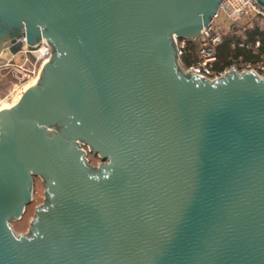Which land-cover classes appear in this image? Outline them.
Returning <instances> with one entry per match:
<instances>
[{
	"label": "water",
	"instance_id": "obj_1",
	"mask_svg": "<svg viewBox=\"0 0 264 264\" xmlns=\"http://www.w3.org/2000/svg\"><path fill=\"white\" fill-rule=\"evenodd\" d=\"M222 1L0 0V68L52 46L0 113V264H264V79L179 59Z\"/></svg>",
	"mask_w": 264,
	"mask_h": 264
},
{
	"label": "built area",
	"instance_id": "obj_2",
	"mask_svg": "<svg viewBox=\"0 0 264 264\" xmlns=\"http://www.w3.org/2000/svg\"><path fill=\"white\" fill-rule=\"evenodd\" d=\"M255 20L264 22V10L256 0H223L211 24L197 39L198 61L190 68H185L181 61V50L185 44H181L180 40H177L179 59L184 70L210 82L223 79L232 71H237L239 74L253 73L264 79V59L251 62L240 58L230 67L218 70L214 68V64L217 62V48L222 43L223 37L237 29L243 21ZM22 42L24 43L22 50L12 59L21 56V62L17 63L16 67L20 76V87L26 88L39 80L44 66L52 58V46L44 39H41L34 47H29L24 39ZM236 47L245 48L258 54L260 42L257 41L251 45L243 39L235 40L231 43V48L235 49Z\"/></svg>",
	"mask_w": 264,
	"mask_h": 264
},
{
	"label": "rangeland",
	"instance_id": "obj_3",
	"mask_svg": "<svg viewBox=\"0 0 264 264\" xmlns=\"http://www.w3.org/2000/svg\"><path fill=\"white\" fill-rule=\"evenodd\" d=\"M254 21H243L241 26L242 28H251L254 25ZM20 57L15 59H10L11 61L8 66L0 68V110L6 106L12 105L15 102L16 97L23 92L25 89L30 87L21 88L19 81V73L17 72L16 64L20 63ZM37 83V82H36ZM34 83L33 85H35ZM31 85V86H33ZM2 111V110H1ZM60 130H57L55 127L49 128V134L55 133L59 134ZM88 152L87 148H84ZM89 164L98 168L102 165L103 162L101 159L93 154L88 155ZM45 186L44 182L40 177L34 179V188L32 202L29 206L26 207L25 213L20 220H12L10 226L14 234L18 237H29L31 236V226L32 222L35 219V213L38 207L42 206L45 203Z\"/></svg>",
	"mask_w": 264,
	"mask_h": 264
},
{
	"label": "trees",
	"instance_id": "obj_4",
	"mask_svg": "<svg viewBox=\"0 0 264 264\" xmlns=\"http://www.w3.org/2000/svg\"><path fill=\"white\" fill-rule=\"evenodd\" d=\"M251 28L237 29L223 37L222 43L217 48V62L214 64L215 69H224L230 67L238 59L244 61L256 62L264 59V22L255 20ZM243 39L246 43L254 45L257 41L260 42L258 54L245 48H231V43L235 40ZM185 46L181 50V61L185 68H190L198 61V40H180Z\"/></svg>",
	"mask_w": 264,
	"mask_h": 264
},
{
	"label": "bare ground",
	"instance_id": "obj_5",
	"mask_svg": "<svg viewBox=\"0 0 264 264\" xmlns=\"http://www.w3.org/2000/svg\"><path fill=\"white\" fill-rule=\"evenodd\" d=\"M34 83H36V82H34ZM33 83V84H34ZM33 84H31V85H33ZM29 86L30 88L32 87V86ZM34 86V85H33ZM29 88V89H30ZM29 89H25L23 92H21L17 97H16V99H15V102L12 104V105H9V106H6V107H4V108H2L1 110L2 111H5V110H12V108H14L19 102H20V100H21V98H22V96L24 95V93L27 91V90H29ZM0 110V113L2 112Z\"/></svg>",
	"mask_w": 264,
	"mask_h": 264
}]
</instances>
